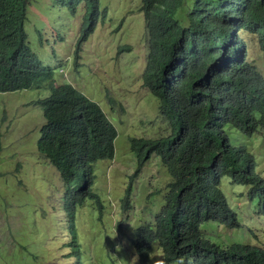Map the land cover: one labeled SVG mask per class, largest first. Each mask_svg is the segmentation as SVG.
Returning a JSON list of instances; mask_svg holds the SVG:
<instances>
[{
	"label": "trees",
	"instance_id": "obj_1",
	"mask_svg": "<svg viewBox=\"0 0 264 264\" xmlns=\"http://www.w3.org/2000/svg\"><path fill=\"white\" fill-rule=\"evenodd\" d=\"M52 1V7L67 3L72 14L83 0ZM29 2L0 0V35L7 32L11 41L12 59L7 74L25 86L50 89L36 101L42 106L44 117L36 142L38 154L50 161L54 159L58 166L62 162L56 156L71 164V157L53 149L52 144L58 135L75 139L87 131L90 101L72 87L53 85L51 68L31 50L25 32ZM101 5L102 0H84L80 19L87 27L94 24L98 13V19L104 20L107 8L100 12ZM137 9L151 30L159 26L162 29L156 28L158 34L173 33L171 58L181 70L182 96L191 105L165 115L169 133L149 145L171 174L157 213L169 227L163 246L172 252H186L199 264H251L253 254L245 253L237 244L212 255L213 244L202 236L199 225L210 219L228 224L238 221L216 183L202 185L203 180L195 173L213 167L216 179L224 173L235 183L248 184L247 193L258 195L264 213V199L260 197L264 196V179L254 172V156L245 144L233 145L225 129L251 135L259 124L264 128V80L250 75L241 62L247 52L244 40L252 38L264 46V0H140ZM61 19L64 18L56 21L57 36L63 39L65 25ZM59 167L65 174L61 178V198L72 217L71 196L75 191L71 190L68 176L72 169ZM67 230L76 235L72 223L67 224ZM54 231L50 228L47 233ZM174 232V241L168 242Z\"/></svg>",
	"mask_w": 264,
	"mask_h": 264
},
{
	"label": "clouds",
	"instance_id": "obj_2",
	"mask_svg": "<svg viewBox=\"0 0 264 264\" xmlns=\"http://www.w3.org/2000/svg\"><path fill=\"white\" fill-rule=\"evenodd\" d=\"M30 3L31 2L28 3L27 8L28 19L25 22V30L26 24L32 21V14H34L29 8ZM80 3L77 4L80 5ZM59 5L62 7L61 9ZM59 5L58 7H53L60 9L59 12H50L49 7L47 6L49 13H44V15L49 14L52 17V21L50 23H52L51 25L54 26V29L51 30L50 33L53 34L48 33L45 35L46 32L44 29L49 27L45 28L48 23L42 18L40 19L43 21V23L41 25L37 24L35 26V32L37 36L39 38H46V43L43 44L49 46L51 49V54L56 57V60L53 63L44 62L51 68V80L53 85L72 87L83 94L90 101L88 108L87 131H82L75 139H72L66 135H58L55 137L52 144L53 149L67 153L72 159L71 164H66L62 157L56 156V160L62 162V164L59 166H61L63 169L69 167L72 169V171L68 173L69 180L72 181L71 187L73 188H71V190L75 191L74 195L71 196V205L74 212L72 217L68 215L66 207L63 205V200L61 198L64 189L61 178L65 176V174H63L61 168L56 165L54 159L50 161L39 156L37 145L34 151L37 160H46L56 169L62 184L58 200L60 202V206L62 207V211L64 212V218L58 222V224H55L56 219H54L52 225H50L46 230V233L50 228L55 230L54 233L49 235V238L52 236L54 237L53 239L62 237L61 240H64L63 248L65 251L61 256V263L87 264L81 257V244L78 241L77 236V209L84 204V201L88 197L94 199L97 205L102 207L100 196L92 188L95 178V164L99 160H107L110 162V164L107 166L108 170L114 160L116 139L120 135L125 137V124L129 123L132 124L131 126L139 127L145 123L144 112L139 111V113H137V111L134 109V107L139 108V105L134 103V99L139 98L140 101H144L143 96L145 92L149 91L158 100L156 117L160 119L161 125L159 126L158 130H150L148 132L140 133L139 130L135 129L134 132L126 135L130 149L134 152L136 159V169L129 176L124 195L120 199V204L113 205V208L119 213L117 235L114 239L110 237L107 238V241L110 242V245L105 250V254L106 257L114 264H199L194 261L190 254L186 252H172L163 246L164 235L168 231L169 227L168 223L161 219L157 213L159 212L161 204L163 203L164 194L167 190V182H169L171 179V174L168 173L167 167L160 161V156L155 151L149 150V145L152 140L158 138L161 135H166L169 133L168 122L164 116L173 111L191 107V105L182 96L181 70L177 68V65L171 58L170 50L175 45L173 33L171 32L169 34L167 32H161L158 34L156 32V28L157 30H161L162 28L158 26L151 30L149 25L147 26L144 21V36L142 37L141 35L143 40V52L141 56L142 67L136 77L137 79L131 78L130 80H127L126 78L128 77L126 76L125 67L118 60L120 59L121 55L124 54L129 55L130 58L134 59L135 47L131 41H128V39H121L117 42L110 41V38L103 40L102 36L104 34L106 25L104 20L106 18H109L110 20L113 19L112 17H107V15L104 17V20H101L98 19L100 18V14L98 13L94 24L91 27H86L84 33L79 35L78 39L74 42L73 56L67 54L66 57H61L59 55L58 51L60 50L63 39L57 37L58 31L57 26L55 25L56 21L60 18H64L73 19L72 22L75 23L76 14H79V20L80 15L82 14V8L79 6L77 7L78 10L71 14L67 3L59 2ZM99 11L101 12L102 10L99 9ZM30 17L31 21L29 20ZM183 21L180 22L179 27ZM123 22L124 20L122 23L119 22L115 29L121 30L122 32ZM100 24L102 25L99 31L94 35ZM115 29H110L109 33L111 34ZM25 32L26 38L28 39L27 30ZM28 42L30 45L29 39ZM243 42L245 49H247L246 54L241 60L244 69L250 75L264 80V46L258 44L252 38L244 40ZM10 43L11 41L7 36V32L4 35H0V91L34 89L36 94L27 101V106L30 107L34 105L39 106L42 109V106L36 103V101L40 98H43V96H46L50 89L48 87L37 88L34 86H25L22 81L13 79L7 74V71L11 66L12 59L11 50L9 49ZM54 43L60 44L59 49H55ZM104 44L105 46L111 48V58L114 60L113 62L105 60L102 52ZM252 44L255 45L253 48L254 52L250 53ZM85 48L87 53L83 54ZM70 57L73 59L74 71L77 77H81L83 75L86 65H88V68L89 65H96L97 67L104 69V71L100 74L101 78L97 79L100 80L101 84L103 85L104 99L107 106L102 104L101 101L87 95L79 88V84L75 85L69 80L70 77H67L63 74L65 66L70 61ZM87 58L91 60V63L86 61ZM137 62L138 60L130 61L129 64L133 65ZM56 71L58 73H56ZM59 76L62 77L61 80L58 79ZM73 78H76V76ZM43 122L44 117L42 123L39 126V135L37 140L40 137L41 127L44 124ZM226 131L229 133L227 129ZM231 131L234 130L231 129ZM256 132L264 135V128L261 124L252 129L251 135H247L240 131L235 132L237 133L235 135H239V137H250ZM246 142V139H240L233 145L243 143L249 149ZM156 156L159 157V164L161 165L159 169H161L164 172V175L167 176V180L164 182V185L157 190L158 194L161 193V199L155 203H152L150 201V195L155 192L153 185L149 183L144 188L139 189L136 194H133L132 183L138 174L142 173L144 176L145 173L148 172L147 164L151 161L154 162ZM153 168L152 171L155 170L154 166ZM217 169L218 172H221V166H219ZM254 172L264 179V177L260 173L256 172L255 169ZM153 175L154 173L149 174L148 172L149 178H152ZM195 175L199 176V178L203 180L202 185L216 183V186L222 192L227 205L230 209H233L225 193L220 187L221 177L226 174L222 173L218 179H216L214 176V169L212 167L211 169H199L196 171ZM195 181L196 179H194V183ZM230 181L232 180L230 179ZM233 183L235 182L233 181ZM246 185L249 187L248 184ZM257 196L258 195H250L247 193V191L244 195L246 201L249 203V206H251L250 210L253 211V213L257 216V219L262 220V218H264V213L260 209L259 199ZM138 197L139 199H137ZM260 197L264 199V196ZM253 200H255L254 206L252 205ZM136 201L143 203V206L139 207L136 210V214H134V204L136 205ZM235 215L237 217V212ZM210 220H214L219 225H223L229 229L231 227H237L240 225L238 217L237 224H228L215 219ZM70 223L76 227V235L69 234L67 230V224L70 225ZM62 225L63 228L61 229ZM81 227L85 232L86 226L81 224ZM208 228L210 230V226H207L204 229L201 227V225H199V229L203 232H201L202 236L204 235L206 237L205 233H209ZM175 235V232L170 235L168 237V242L174 241ZM208 239L209 242L213 244L212 248L214 251L212 255L218 254L221 249H225L232 244H237L245 253L253 254L251 264H264V242L259 241L257 244H253L249 242H230V240L216 241L210 238ZM223 242L228 243L224 244ZM154 249L159 251V253L153 252ZM214 264L224 263L222 261H216Z\"/></svg>",
	"mask_w": 264,
	"mask_h": 264
},
{
	"label": "rangeland",
	"instance_id": "obj_3",
	"mask_svg": "<svg viewBox=\"0 0 264 264\" xmlns=\"http://www.w3.org/2000/svg\"><path fill=\"white\" fill-rule=\"evenodd\" d=\"M52 3V0H31L29 8L34 14H32V21L30 17L31 22L26 24L32 50L43 61L50 63L55 62L56 57L51 54L49 46L42 44L46 43V38L37 36L35 26L43 23L40 19L42 18L48 23L45 28L49 27L46 29L43 27L45 35L54 29L50 23L52 17L49 14L44 15V13H49V9L54 13L60 11V9L51 8ZM137 3L139 0H102L100 8L102 10L106 7L107 17L113 18L104 20L106 25L103 40L110 38V41L117 42L121 39H128L134 44L135 58L132 59L124 54L118 60L125 67L127 80L136 78L142 67L143 40L141 35L144 36V19L142 12L137 10ZM79 7L83 11V1ZM78 17L79 14H76L75 23L72 22L73 19H61L60 21L65 25L62 30L63 40L61 47L59 43H54V45L55 49L60 47L58 52L61 57H66L67 54L73 56L74 42L87 27ZM123 20V31L116 30L118 23H122ZM101 25L94 35L97 34ZM110 29L115 30L110 34ZM254 46L252 44L250 53L254 52ZM102 52L105 60L114 61L111 58L110 47L104 44ZM85 53H87L86 48L83 51V54ZM136 60H138L137 63L129 64L130 61ZM86 61L91 63L88 58ZM103 71L104 69L96 65H89V68L86 65L83 75L77 77L73 59L70 57L63 74L70 77L69 80L75 85L79 84V88L87 95L107 106L103 85L97 79L101 78L100 74ZM74 76L76 78H73ZM58 79L61 80L62 77L59 76ZM35 94L34 89L0 91V264H62L60 259L65 251L62 237L53 239V236L49 238L46 233L54 219H56L55 224H58L64 218V212L58 200L62 184L56 169L46 160H37L34 154L39 126L43 121L41 107L27 106V101ZM143 99L144 101H140L139 98L134 99V103L139 105V108L134 107V109L137 113L144 112L145 123L139 127L131 126L132 124L129 123L125 124V137L120 135L116 139L114 160L108 170L107 166L110 162L107 160H99L95 164L92 188L100 196L102 207L98 206L94 199L88 197L77 209V236L81 244V257L87 264H114L105 254V250L110 245L107 238L114 239L117 235L119 213L113 205L120 204L129 176L136 169L134 152L130 149L126 135L134 132L135 129L140 133L158 130L161 125L160 119L156 117L157 98L147 91ZM226 129L229 131L230 141L233 144L240 139L247 140L246 143L255 158L254 169L264 177V135L256 132L250 137L244 135H242L244 137H239L235 135L237 134L235 131H231L233 128L226 127ZM153 166L154 171H152ZM160 167L159 157L156 156L154 162L147 164L149 174L154 173L153 177L149 178L147 172L144 175L145 180L142 173L138 174L132 183L133 194L151 183L155 192L150 195V201L152 203L159 201L161 193L158 194L157 190L167 180V176L159 169ZM220 187L232 208L237 212L240 225L229 229L214 220L204 221L201 223L202 228L210 226L209 233H205L206 237L216 241L230 240V242L240 241L253 244L259 241L264 242V218L257 219L244 197L248 186L233 183L227 175H224L221 177ZM252 205H255V200L252 201ZM134 206V214H136V210L143 206V203L136 201ZM81 224L86 226L85 232ZM153 252L159 253L156 249Z\"/></svg>",
	"mask_w": 264,
	"mask_h": 264
}]
</instances>
